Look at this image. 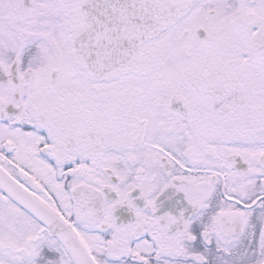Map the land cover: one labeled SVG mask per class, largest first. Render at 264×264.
<instances>
[{
    "label": "snow or ice",
    "instance_id": "6c2138e0",
    "mask_svg": "<svg viewBox=\"0 0 264 264\" xmlns=\"http://www.w3.org/2000/svg\"><path fill=\"white\" fill-rule=\"evenodd\" d=\"M0 264H264V0H0Z\"/></svg>",
    "mask_w": 264,
    "mask_h": 264
}]
</instances>
